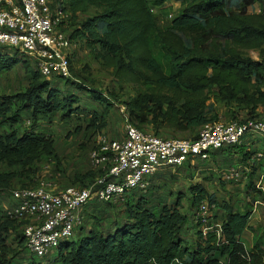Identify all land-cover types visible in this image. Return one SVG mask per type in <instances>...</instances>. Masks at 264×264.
Listing matches in <instances>:
<instances>
[{"label":"trees","instance_id":"16d2710c","mask_svg":"<svg viewBox=\"0 0 264 264\" xmlns=\"http://www.w3.org/2000/svg\"><path fill=\"white\" fill-rule=\"evenodd\" d=\"M164 1L52 0L50 4L48 0V5L53 13L64 16L58 28L68 33L71 41L81 43L120 86L135 87L122 104L129 122L140 131L166 139L189 133L193 139L202 126L222 118L225 123L262 118L264 0H174L180 2V9L159 28L158 16L166 15L162 10L157 15L154 9ZM256 4L259 11L251 13L249 8ZM249 51L257 52L258 60L249 57ZM22 54L0 45V75L17 66L26 75L21 91L0 93V197L10 195L13 199L9 209L0 207V264H264V235L250 250L240 240L253 205L243 209L219 205L200 185L189 187L188 193H171L165 182L155 184L165 179L167 170H175L169 168L152 176L145 191H128L118 206L96 201L85 205L81 216L83 221L87 216L89 226L82 222L48 259L49 254L40 258L30 254L22 234L27 222L11 220L7 212L18 205L11 194L12 185L18 189L38 186V166L58 160L54 142L41 122L50 124L58 115L60 121L76 119L86 124L84 130L91 138L106 128L111 108L108 98L113 95L87 89V78L83 82L44 78L31 69ZM83 71L87 72V67ZM25 119L30 121L29 129L23 127ZM243 141L211 154H222L236 169L230 162L232 154L241 153L240 160L245 163L249 155L258 152H249V141ZM94 148L95 141L90 151ZM81 150L88 151L85 144ZM190 163L188 160L176 169ZM251 169L245 191L248 195L253 192L255 202L264 201L254 187L260 168ZM101 174L92 167L76 172L68 177L66 187L53 192L85 188ZM159 188L165 190L156 193L154 189ZM184 199L186 212L181 210ZM204 202L213 210L207 225L219 223V237L214 227L205 235L202 232L197 215ZM218 210L221 215H217ZM190 218L194 222L191 237L187 234Z\"/></svg>","mask_w":264,"mask_h":264},{"label":"built area","instance_id":"2783aa9c","mask_svg":"<svg viewBox=\"0 0 264 264\" xmlns=\"http://www.w3.org/2000/svg\"><path fill=\"white\" fill-rule=\"evenodd\" d=\"M64 16L53 13L48 0H0V45L18 49L34 63L44 78H71L70 50L72 41L58 27ZM264 136V116L244 123H208L196 138H161L137 129L125 120L124 135L107 139L98 135L90 152L93 170L102 174L85 188L67 187L55 191L49 183L12 192L18 205L7 212L11 220L27 222L22 234L26 248L35 257H45L69 240L82 225V208L91 202L117 205L133 189L145 191L150 178L166 168L176 169L185 162L207 161L214 151L243 140ZM264 163V153L253 157ZM238 168L223 174L225 181L236 180ZM264 196V173L255 183ZM264 202L256 201L255 205ZM207 205L199 206L198 217L205 235L213 227L220 236V224L207 225Z\"/></svg>","mask_w":264,"mask_h":264},{"label":"rangeland","instance_id":"374dc122","mask_svg":"<svg viewBox=\"0 0 264 264\" xmlns=\"http://www.w3.org/2000/svg\"><path fill=\"white\" fill-rule=\"evenodd\" d=\"M50 4L52 0H49ZM180 2L174 0H165L159 8H155L154 12L157 14L160 10L166 16H158V27L164 28L168 22L171 21L177 11L180 9ZM260 7L256 4L249 8L251 13L258 12ZM54 10V9H53ZM54 12V11H53ZM158 15V14H157ZM85 15H81L84 18ZM68 36V33H65ZM25 62H27L31 69L37 70L34 60L29 59L25 54H22ZM247 55L254 60H258V54L255 51L247 52ZM71 57V80L77 82H83V78H87L88 81L84 82L87 89H98L103 92L107 91L111 93L109 102L111 103L110 111L108 112L106 119V128L99 133H94L91 138L85 132V123H81L76 119L70 122L60 121L59 115L50 124L47 122H41L40 126L43 130L52 138L57 155V161H45L38 166V174L35 179V184L45 182L54 187L55 190L68 185V177H71L74 173L85 171L91 167L90 164V150L94 146V141L98 135H104L107 139H120L124 135L125 108L122 101L127 97L132 96L135 87L133 85L120 86L112 78L111 71L95 61L81 46V43L72 41V47L70 50ZM84 67H87V72H84ZM80 75L81 77H78ZM24 69L17 66L13 71L0 75V93L12 94L19 92L26 86ZM62 86V82L59 83ZM77 93L79 97L81 94ZM83 101H87L85 95L82 96ZM216 106H220L216 104ZM218 108V107H217ZM221 111V107L218 108ZM264 115V114H263ZM222 122L223 118L221 119ZM79 125V130L75 131L76 126ZM31 126L30 121L25 119L23 127L29 129ZM147 133H152L146 131ZM167 137V136H165ZM176 138L192 139V135L189 133L183 135H177ZM250 143L249 152L257 151V153H264V136H254L247 140ZM244 142V141H243ZM246 143V142H244ZM86 145L87 152L84 153L81 150L82 145ZM249 155V159L244 163L241 162V153H234L230 158L232 166L238 168L239 176L236 180L225 181L223 174L230 170L228 162L224 161V156L211 154L209 159L204 162H191L189 167L180 168L175 170H167L165 179L156 180L155 184L163 182L166 183V190H171V193L179 191L181 193H188L187 189L193 185H200L207 192L208 196H214L217 203L227 204L234 208L243 209L245 205L252 204V216L248 222V227L242 234L240 240L246 250H250L255 242H258V238L264 235V207L262 205H255V196L251 193L248 195L245 191V184L247 182V176L251 172L252 167H258V173L261 175L264 172V163L262 161H256L253 159L254 155ZM202 165V166H201ZM262 170V171H261ZM193 172V173H192ZM259 175V177H260ZM258 177V176H257ZM255 176V179L257 178ZM258 180V179H257ZM256 180V181H257ZM255 181V183H256ZM254 183V185H255ZM255 187V186H254ZM18 185H12V191L17 190ZM165 189H154L156 193H161ZM170 200V198H169ZM207 200V199H206ZM208 202V201H207ZM207 202H204L206 205ZM264 202V201H260ZM13 204V199L10 195L5 198L0 197V207L5 211ZM187 201H182V211H187ZM118 206V205H114ZM207 215H212L213 210L207 205ZM218 209H220L218 207ZM217 215H221L219 210ZM220 220V217H218ZM90 220H87V216L84 215V226H89ZM88 223V225H87ZM192 226L194 222L191 220L187 225L188 236L193 233ZM76 231V230H75ZM75 234V233H74ZM191 237V236H190ZM70 240V239H69ZM51 254L47 256V259Z\"/></svg>","mask_w":264,"mask_h":264},{"label":"crops","instance_id":"0c3cea01","mask_svg":"<svg viewBox=\"0 0 264 264\" xmlns=\"http://www.w3.org/2000/svg\"><path fill=\"white\" fill-rule=\"evenodd\" d=\"M262 171V170H261ZM261 173H264V172H261Z\"/></svg>","mask_w":264,"mask_h":264}]
</instances>
